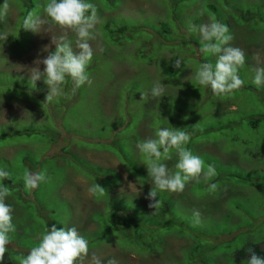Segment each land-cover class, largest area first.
<instances>
[{
  "label": "rangeland",
  "instance_id": "rangeland-1",
  "mask_svg": "<svg viewBox=\"0 0 264 264\" xmlns=\"http://www.w3.org/2000/svg\"><path fill=\"white\" fill-rule=\"evenodd\" d=\"M8 2V22L0 24V32L9 35L0 41V169L10 173L4 181L15 226L9 234V260L19 264L46 226L55 225L75 226L88 237L89 255L98 254L102 264L112 258L118 264H247L239 250L249 243L264 247V87L252 82L253 69L264 67V14L255 11L264 9V0H88L103 20L90 41L92 83L72 95L69 80L64 86L68 95L52 103L45 102L43 79L32 87L29 77L34 61L43 59L47 49L55 50L50 36L59 33L22 29L24 16L29 11L42 15L47 0ZM232 4L251 8L254 18L242 20L245 26L240 27ZM212 17L228 27L232 45L245 53L239 71L244 84L233 95L216 97L195 81L198 66L215 64L216 58L199 53L200 36L187 26ZM123 22L129 29L119 33ZM69 38L75 49V35ZM257 54L259 63L253 58ZM177 58L182 60L179 69L172 66ZM156 81L166 86L164 96L140 101ZM253 121L260 126L249 128ZM28 126L40 128L25 131ZM169 126L186 128L191 134L186 147L213 165L217 175L207 183L190 182L179 193L159 192V208L164 203L166 208L154 210L145 199L153 183L142 186L148 173L135 145ZM45 130L55 131L56 138L46 137ZM73 156L119 179H105L106 173L82 167ZM123 156L142 170L131 172ZM177 160L173 153L165 163L174 170ZM26 170L46 171L50 180L26 190ZM247 173L254 176L247 179ZM94 183L106 194L90 195L87 189ZM129 183L136 184L137 192ZM213 183L215 191L209 188ZM110 185L116 188L111 191ZM113 200L135 211L127 224L126 210L115 216L118 225L126 224L124 234L100 240L94 233H100L101 222L115 208ZM194 211L201 213L196 226ZM138 217L148 230L137 225Z\"/></svg>",
  "mask_w": 264,
  "mask_h": 264
},
{
  "label": "clouds",
  "instance_id": "clouds-1",
  "mask_svg": "<svg viewBox=\"0 0 264 264\" xmlns=\"http://www.w3.org/2000/svg\"><path fill=\"white\" fill-rule=\"evenodd\" d=\"M11 6L8 0L0 5V24L8 22ZM103 20L98 14L97 7L88 0H47L43 5V14L29 11L23 18L22 29L34 34L59 33L52 35L51 44L55 45L54 51H48L43 59L34 61L35 67L30 69V81L32 87L43 79L47 86L45 102L52 103L55 99L68 95L64 86L70 80L72 84L71 94L86 83L92 81L88 74V66L93 58V48L90 41L96 39L97 25ZM189 33H198L200 36L199 53L205 57H215V64L201 63L195 72V81L202 87L210 88L216 97L233 95L244 84L239 76L240 69L245 67L246 57L244 51L232 45L233 36L228 27L217 21L214 17L209 22L196 25L189 22ZM74 34L73 41L69 38ZM7 32H0V41H6ZM259 63V55L253 57ZM182 60L177 58L173 68L179 69ZM43 65L40 71L39 65ZM253 84L257 88L264 87V67H255ZM165 85L156 81L149 92L140 94V101L151 98H161L164 95ZM191 134L185 129L172 127L158 128L154 138L138 141L135 145L138 153L143 158L148 176L151 177L153 186L145 199L149 201L148 207L156 210L161 206L158 192L179 193L190 182L205 183L217 175L215 167L206 165L198 155H194L186 145L190 142ZM173 153L178 157L174 170L169 169L165 161L173 158ZM127 180V174H125ZM10 179V173L0 169V264H3L7 246L11 242L10 233L15 232L12 223L13 209L5 201L11 195L10 189L3 183ZM23 183L26 190L36 189L40 183L47 182L50 177L46 171L33 173L24 171ZM139 179V178H138ZM137 179V180H138ZM137 182V181H136ZM129 188L137 192L136 184L129 183ZM210 190L215 191L216 184L209 185ZM92 196L105 195L106 190L97 183L88 189ZM154 214V212H153ZM193 226L201 223V213L193 212ZM247 264H264V257L258 256L254 249L247 248ZM19 264H102L101 257L92 253L89 255V242L80 235L75 226L59 228L52 225L46 226L41 234L37 246L31 248L26 256L19 259ZM107 264H118L112 258Z\"/></svg>",
  "mask_w": 264,
  "mask_h": 264
},
{
  "label": "trees",
  "instance_id": "trees-1",
  "mask_svg": "<svg viewBox=\"0 0 264 264\" xmlns=\"http://www.w3.org/2000/svg\"><path fill=\"white\" fill-rule=\"evenodd\" d=\"M232 6L233 7H236V8H238L235 4H232ZM238 9H240V10H238ZM238 9H235L236 10V12H237V14L235 15L234 14V16H233V19H234V21H235V23L236 24H238L240 27H243V26H245V24L243 25L242 23H241V21L243 20V21H247V19L248 20H250V18H254V17H252V16H254V14H252V11L253 10H251V8H248L247 10H242L241 8H238ZM255 11H259V14H260V16H262L263 14H264V9L262 10H255ZM264 20V19H263ZM241 25H243V26H241ZM128 26H129V24L128 23H124L123 22V24H122V26L118 29V32L119 33H122V32H124V31H126V30H128L129 28H128ZM112 31V30H111ZM114 32H117V31H114ZM161 35V34H160ZM162 37H164L163 35H161ZM166 40H168V38L167 37H164ZM257 123V121H253V122H250V127L249 128H257V127H259L260 126V123H259V125L258 124H256ZM248 127V126H247ZM37 128H40L39 126H28V127H25V131H28L29 129H31V130H36ZM45 136L46 137H48V136H53V137H55L56 138V136L57 135H55V131H52V130H45ZM54 142H55V139H51V138H49V144L50 145H52V144H54ZM74 157V156H73ZM74 159L75 160H77V163L79 164V165H81L82 167H84V168H86V169H88V170H93V171H95L96 173H101V172H103V173H106V178L105 179H112V178H117V179H119L118 178V175L115 173V172H113V171H109V172H106V170H103V169H100V168H97V167H95V169H93V167L91 166V165H89L87 162H85V161H83L80 157H74ZM123 161L126 163V166L129 168V170L131 171V172H133V170L134 171H137V172H140L141 170H142V167L141 166H139L138 164H136L134 161H132L131 159H127L126 157H124L123 156ZM211 161V160H210ZM166 162V161H165ZM237 167V166H236ZM237 168H239V167H237ZM239 169H241V168H239ZM133 174V173H132ZM254 173H247L246 174V176H245V178H247V179H250L251 178V176H254L253 175ZM138 179V178H137ZM136 179V180H137ZM139 180V179H138ZM152 179H151V177H148V175L147 176H145V174H144V180H143V185L142 186H144L145 185V187H146V184L145 183H147V182H150ZM5 181V180H4ZM4 181H3V183H4ZM100 183V182H99ZM119 186V184L116 186V187H118ZM116 187H112L111 185L109 186V188H110V190L111 191H113V189H115ZM149 192V190L146 192V194ZM160 193L158 192V195H159ZM165 202V201H164ZM110 204H113L114 205V209L109 213L108 212V216H107V219L105 220V221H102L101 222V228H100V233H94V236L96 237V238H98V239H100V240H110L111 238H112V236H113V234H119V231H121L122 232V234H124V231H125V228L123 227V226H125L126 227V224L130 221V220H132V215H131V213L133 212L134 213V211H130V209H126L127 207H128V205L129 204H124V206H121V205H117V202L115 201V200H113V201H111V203ZM109 205V204H108ZM130 207H132V206H130ZM123 208V209H122ZM164 208H166V203H164L163 205H162V207L161 208H158V209H164ZM121 210H126V212H127V215L125 216V218H126V224H124L123 226H120V225H118L117 223H116V219H115V216L118 214V212L119 211H121ZM137 210V209H136ZM137 225H139L140 226V228H142V229H146V230H148V228L147 227H145V225H146V223L144 222V220L143 219H141V218H139L138 217V220H137ZM128 226V225H127ZM132 226H128L126 229H131L132 230V228H131ZM239 230L241 229V228H238ZM87 239H88V237H87ZM189 244V243H188ZM249 247H251V248H253L254 249V251H255V253L258 255V256H261V257H264V247H262V246H260L259 244H255V243H249V244H247V246L246 247H244V248H242V249H240L239 250V255L241 256V258H246V259H248L249 257H248V253H247V248H249ZM237 253H238V251H237ZM236 253V254H237ZM22 255V254H21ZM8 256H9V253H5V258H4V261H3V264H15L16 262H12V261H10L9 260V258H8ZM20 256V255H19ZM18 256V257H19ZM24 256V255H23ZM17 264V263H16Z\"/></svg>",
  "mask_w": 264,
  "mask_h": 264
}]
</instances>
